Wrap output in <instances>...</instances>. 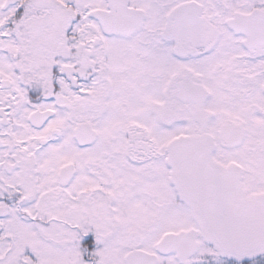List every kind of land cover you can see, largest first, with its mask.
Wrapping results in <instances>:
<instances>
[{
    "label": "snow or ice",
    "instance_id": "6c2138e0",
    "mask_svg": "<svg viewBox=\"0 0 264 264\" xmlns=\"http://www.w3.org/2000/svg\"><path fill=\"white\" fill-rule=\"evenodd\" d=\"M0 264H264V0H0Z\"/></svg>",
    "mask_w": 264,
    "mask_h": 264
}]
</instances>
